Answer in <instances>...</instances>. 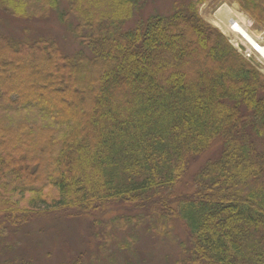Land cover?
Masks as SVG:
<instances>
[{
    "label": "trees",
    "instance_id": "obj_1",
    "mask_svg": "<svg viewBox=\"0 0 264 264\" xmlns=\"http://www.w3.org/2000/svg\"><path fill=\"white\" fill-rule=\"evenodd\" d=\"M68 1L60 17L77 18L91 56L0 34V216L126 204L163 219L161 232L177 216L189 243L178 264H264V75L199 16L206 0L124 32L140 0ZM59 2L0 0V11L31 19ZM237 2L264 29V0ZM214 145L193 191L175 192Z\"/></svg>",
    "mask_w": 264,
    "mask_h": 264
},
{
    "label": "rangeland",
    "instance_id": "obj_2",
    "mask_svg": "<svg viewBox=\"0 0 264 264\" xmlns=\"http://www.w3.org/2000/svg\"><path fill=\"white\" fill-rule=\"evenodd\" d=\"M191 1L195 0H140L132 17L119 30L129 31L155 15H169ZM68 8L69 1L60 0L56 9L31 19L11 17L0 11V34L14 43L31 44L40 40L54 42L61 53L70 59L78 54L91 56L90 50L74 35L77 18L72 14L64 19L60 17L68 12ZM101 9L105 7L101 6ZM197 11L205 23L223 34L228 43L243 56L246 45L213 23L218 12L225 26L229 19L249 21L246 23L248 33L256 41L264 42V29L254 25L237 0H206L197 6ZM244 58L249 59L264 75V61L260 56L245 55ZM217 149L214 145L211 153L206 152L191 163L189 177L182 180L175 192L187 194L193 191L190 176L206 159L212 158ZM48 193L51 197L57 196L54 189H49ZM24 202L21 200L22 206H25ZM113 206L105 213L95 211L77 216L76 211L38 215L28 213L32 219L18 224H10L4 216H0V264H74L76 261L78 264H103L109 258L115 264H178L183 257L182 246H189V243L177 216L173 217L170 228L161 232L160 229H154L156 222L161 224L164 221L159 216L133 210L126 204L116 203Z\"/></svg>",
    "mask_w": 264,
    "mask_h": 264
},
{
    "label": "built area",
    "instance_id": "obj_3",
    "mask_svg": "<svg viewBox=\"0 0 264 264\" xmlns=\"http://www.w3.org/2000/svg\"><path fill=\"white\" fill-rule=\"evenodd\" d=\"M239 26H238V24L237 23H235V22H231L230 23V26H229V30H230V32L231 33H233V34H238V35H240L241 36V38L248 44V46L250 47V49H246V51H245V55L247 56V57H250L251 56V54L253 53V52H255V53H258L259 55H261L262 57H263V55H262V51H264V45H260V44H257V43H252V42H250L241 32H240V29L238 28Z\"/></svg>",
    "mask_w": 264,
    "mask_h": 264
},
{
    "label": "bare ground",
    "instance_id": "obj_4",
    "mask_svg": "<svg viewBox=\"0 0 264 264\" xmlns=\"http://www.w3.org/2000/svg\"><path fill=\"white\" fill-rule=\"evenodd\" d=\"M225 12V11H224ZM242 15V14H241ZM221 16V14H220V12H218V14H216V16H215V20L213 21V23L216 25V26H218V27H220L222 30L224 29V27H225V22L223 23V21H222V18L220 17ZM243 17H245L244 15H242ZM224 17L226 18V16L224 15ZM224 18V19H225ZM245 19H246V17H245ZM239 29H240V32L250 41V42H252V43H254V38H253V36H251V34L250 33H248V32H246L245 31V29H243L242 28V26H241V28L240 27H238ZM262 53V55H263V57H264V51H262L261 52Z\"/></svg>",
    "mask_w": 264,
    "mask_h": 264
}]
</instances>
